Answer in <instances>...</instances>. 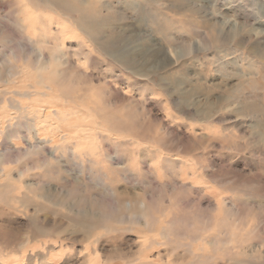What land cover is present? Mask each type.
<instances>
[{"label": "rangeland", "instance_id": "rangeland-1", "mask_svg": "<svg viewBox=\"0 0 264 264\" xmlns=\"http://www.w3.org/2000/svg\"><path fill=\"white\" fill-rule=\"evenodd\" d=\"M27 1L0 0V264H264V0Z\"/></svg>", "mask_w": 264, "mask_h": 264}, {"label": "bare ground", "instance_id": "bare-ground-1", "mask_svg": "<svg viewBox=\"0 0 264 264\" xmlns=\"http://www.w3.org/2000/svg\"><path fill=\"white\" fill-rule=\"evenodd\" d=\"M33 0H29V1H27V2H32ZM24 5H26V4H24ZM98 31L100 32V33H102L103 32V30H102V28H98ZM83 32V34H84V36L85 37H87V38H89V39H91L93 36H94V32H92V31H90V30H84V31H82ZM101 43V42H100ZM100 43H99V45H100ZM134 63L133 62H128V65L129 66H132ZM53 75L55 74V72L54 73H52ZM69 86H70V88H73V87H71L72 86V84H69ZM66 93H69V91H65ZM45 135H49V134H51V133H44ZM49 141V140H48ZM152 242V241H151ZM152 245V244H151ZM157 245V244H156ZM149 247H151V246H149ZM141 249V248H140ZM108 263V262H107ZM104 264H106V263H104Z\"/></svg>", "mask_w": 264, "mask_h": 264}]
</instances>
